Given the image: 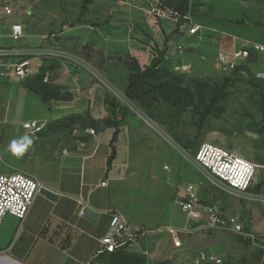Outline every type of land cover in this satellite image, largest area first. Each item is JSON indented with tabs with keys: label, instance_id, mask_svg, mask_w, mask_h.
<instances>
[{
	"label": "rangeland",
	"instance_id": "obj_1",
	"mask_svg": "<svg viewBox=\"0 0 264 264\" xmlns=\"http://www.w3.org/2000/svg\"><path fill=\"white\" fill-rule=\"evenodd\" d=\"M11 1L0 3L14 9L10 16H0V46L29 47L38 37L24 35L14 41L8 34L10 23L20 22L17 15L30 10L34 0ZM64 1L69 0H60L59 13L67 16L69 26L78 27L77 38L57 28L43 32L50 40L32 46L38 50L36 56L50 58L43 71L49 72L44 81L53 88V96L37 110L45 129L37 137L28 135L23 122L35 110L25 114L24 104H10L14 95L6 96L7 104L0 103V173L35 170L40 155L89 149L91 128L97 135L103 128L113 134L118 129L110 144L119 179L114 189L127 220L147 232L136 237L132 253L145 258V264H194L201 251L221 254L228 264H264V78L257 75L263 61L255 56L226 69L219 59L222 53L230 56L234 45L246 39L264 43V0H191L193 13L178 21L170 18L172 23L149 12L154 0H131L129 8L117 3L105 17L97 16L89 2L83 18H78V11L85 0H73L77 13ZM133 7L135 15L129 17ZM53 17L52 12L46 16ZM36 20L43 21L40 16ZM88 25L97 30L83 32ZM192 27L198 30L191 33ZM176 31L180 36L174 38ZM124 41L136 46L130 48ZM135 47L141 49L138 61L132 56ZM159 54L161 76L128 94L138 62L144 69ZM82 72L95 77L83 81L75 95L70 89L79 87L75 77ZM4 87L9 91L11 86ZM81 100L101 104L94 111L98 120L91 110L69 107ZM103 100L109 106L104 107ZM24 136L33 144L22 155L13 154L10 143ZM205 143L235 150L259 164L249 195L223 191L195 167V152ZM189 183L198 186L206 201L221 204L229 214L238 213L250 236L189 219L178 205ZM175 239L181 246H175Z\"/></svg>",
	"mask_w": 264,
	"mask_h": 264
},
{
	"label": "crops",
	"instance_id": "obj_2",
	"mask_svg": "<svg viewBox=\"0 0 264 264\" xmlns=\"http://www.w3.org/2000/svg\"><path fill=\"white\" fill-rule=\"evenodd\" d=\"M2 1H4L3 3L12 2L11 0H0V3ZM129 1L131 0H90V3L91 10H94L97 16L102 15L105 17L112 12L113 5H117V3L129 8ZM34 3L35 5L30 7V10L33 11L27 10L24 15H17L22 19L20 23L24 24L25 35L38 37V41L32 45L30 43L29 47L44 44L45 40L41 37L43 32L57 30V28L63 30L62 35L66 34L74 37V39L77 38L76 33L79 31L76 32V30L78 27L69 26L67 16L59 13L58 9L62 7L60 0H34ZM64 3L68 4L69 11L77 13L78 7H76L75 1L69 0L64 1ZM189 3L188 16L193 13L191 0H189ZM82 6L81 3L79 8L82 9ZM3 9L4 5L0 6V16H10L4 14ZM131 10L129 11V17L134 16L136 12V9ZM50 12L54 15L51 20L46 18ZM85 13L81 15L79 9L78 18H83ZM37 16L42 18L41 23L36 20ZM7 20L9 21V19ZM166 21L168 23L174 22L169 19H166ZM12 23H10V26ZM143 25L145 26V24ZM90 29L97 30V26L88 25L87 28L83 29V32L90 31ZM125 30L128 33V27H125ZM175 33L173 34L174 38L180 36L177 31ZM8 36L10 35L8 34ZM126 45H129L130 48L133 45L136 46L135 43L131 42H126ZM141 45H144V43H141ZM13 46L20 45L14 44ZM138 48L140 47L133 48L135 55L131 53L137 61L141 50ZM18 58V56L0 58V103L7 104L5 97L13 94L14 96L10 98V104H24L25 114H28L30 110H35L34 116L28 117L25 121L30 119L40 120L37 110H40L47 100H44L41 94L27 85L32 84L34 86L36 82L33 83L32 81L40 74H46L47 71H43V64L49 61L50 58L33 56L30 73L22 79L17 78L13 73V65ZM94 75L89 72L78 73L75 82L79 87H72L70 90L75 95L80 94L82 82H89L95 77ZM9 85L11 87L7 91L4 86ZM100 105L99 102L92 101L90 103L88 101L85 103L84 100H81L69 107L91 110V116L98 120L99 117L95 115L94 111ZM103 106H109V102L103 100ZM93 135L94 139L89 149H65L56 152L52 157L40 155V164L36 163L35 170L27 171L40 180L42 187L56 193L57 197L51 198L40 192L23 221L12 215L5 217L0 230V264H104L105 254L95 257L100 239L108 234L110 221L114 214H121L124 218H126V215L124 216V212L120 208L118 201L120 195H117L114 189L119 179L116 172V157L112 155L110 150L113 131L109 128H103L99 130L98 135L95 133ZM101 146L105 147L102 152L100 151ZM103 181H106L107 184L103 185ZM87 208L94 209L99 213L97 220H92L82 213V210L85 211ZM127 222L137 227L128 220Z\"/></svg>",
	"mask_w": 264,
	"mask_h": 264
},
{
	"label": "built area",
	"instance_id": "obj_3",
	"mask_svg": "<svg viewBox=\"0 0 264 264\" xmlns=\"http://www.w3.org/2000/svg\"><path fill=\"white\" fill-rule=\"evenodd\" d=\"M148 10L161 18L178 21L180 17L178 12L166 6L161 0L149 3ZM3 11L4 14L11 15L14 9L11 5L5 4ZM10 27V36L14 41L20 40L25 35L24 24L15 22ZM196 30L198 27H192L190 32L195 33ZM49 38L51 37L46 34L42 36V39L49 40ZM233 48L230 56L224 53L219 55L226 69L229 67L233 69L240 60L246 62L255 56H260L263 67L257 70V75L264 78V43L245 40L240 45H234ZM38 54V50L33 47L0 46V58L19 57L13 65V73L19 79L29 75L32 57ZM44 80L47 81L48 77L45 76ZM45 126L46 123L38 119L23 122L26 133L35 137L45 129ZM89 131L95 133L93 128ZM192 162L199 171L209 177L213 185L237 196L249 195L259 168V164L235 150L212 143L200 145ZM102 184L106 185L107 182L103 181ZM42 188L40 180L25 170L0 173V230L5 217L9 215L23 221ZM178 205L189 219L200 226L221 228L244 237L250 236L245 232L244 223L238 213L228 214L221 204L206 201L194 183L186 186L185 195L178 200ZM146 233V230L130 225L121 214H114L110 221V230L100 239L95 257L119 250L132 251L136 237L145 236ZM181 244L180 239H175V246L179 247ZM194 264H228V260L221 254L201 251L195 256Z\"/></svg>",
	"mask_w": 264,
	"mask_h": 264
},
{
	"label": "trees",
	"instance_id": "obj_4",
	"mask_svg": "<svg viewBox=\"0 0 264 264\" xmlns=\"http://www.w3.org/2000/svg\"><path fill=\"white\" fill-rule=\"evenodd\" d=\"M161 1L166 6L178 12L180 14L179 19L187 18V13L190 9L189 0H161ZM89 2L90 0H85V2L83 3L82 9H81V15L85 13V10L87 7L86 5ZM162 63H163L162 54L154 56L151 63L144 69H141L139 62H138L139 69L137 70L136 73L132 74V80L127 87V93L128 94L135 93V90L137 89V87L147 88V85L153 84L154 81H156L161 76L162 71L160 70V66ZM44 78H45V74L42 73L40 74L39 77H37L36 79H34V81H32L33 83L36 82L34 86L32 84H29L27 86L30 87L32 90L36 91L37 93L41 94L44 100H47L49 99L50 96H53L52 95L53 91L49 90L51 87L49 84H47L44 81ZM140 79L141 80L145 79L146 81H140ZM118 135H119V130L116 129L113 134L111 143L112 141L116 140V137ZM132 252L133 251L119 250V251L112 252V253H106L104 264H145V258H139L137 257L136 254Z\"/></svg>",
	"mask_w": 264,
	"mask_h": 264
},
{
	"label": "clouds",
	"instance_id": "obj_5",
	"mask_svg": "<svg viewBox=\"0 0 264 264\" xmlns=\"http://www.w3.org/2000/svg\"><path fill=\"white\" fill-rule=\"evenodd\" d=\"M32 144L33 140L28 136H24L13 140L9 145V150L15 155H22Z\"/></svg>",
	"mask_w": 264,
	"mask_h": 264
},
{
	"label": "water",
	"instance_id": "obj_6",
	"mask_svg": "<svg viewBox=\"0 0 264 264\" xmlns=\"http://www.w3.org/2000/svg\"><path fill=\"white\" fill-rule=\"evenodd\" d=\"M41 192L44 193L45 195L51 197V198H56L57 195L56 193H54L52 190L46 188V187H43L41 189ZM84 214L89 217L90 219L92 220H97L98 217H99V213L97 211H95L94 209H91V208H87L85 211H84Z\"/></svg>",
	"mask_w": 264,
	"mask_h": 264
}]
</instances>
